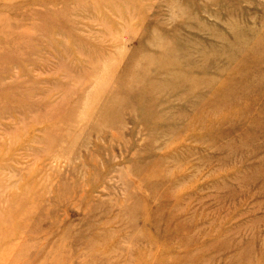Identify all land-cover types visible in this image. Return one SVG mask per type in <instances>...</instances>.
Listing matches in <instances>:
<instances>
[{
    "label": "rangeland",
    "instance_id": "obj_1",
    "mask_svg": "<svg viewBox=\"0 0 264 264\" xmlns=\"http://www.w3.org/2000/svg\"><path fill=\"white\" fill-rule=\"evenodd\" d=\"M0 264H264V0H0Z\"/></svg>",
    "mask_w": 264,
    "mask_h": 264
}]
</instances>
